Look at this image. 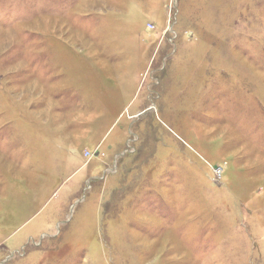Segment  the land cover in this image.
<instances>
[{
    "label": "rangeland",
    "instance_id": "1",
    "mask_svg": "<svg viewBox=\"0 0 264 264\" xmlns=\"http://www.w3.org/2000/svg\"><path fill=\"white\" fill-rule=\"evenodd\" d=\"M0 264H264V0H0Z\"/></svg>",
    "mask_w": 264,
    "mask_h": 264
}]
</instances>
